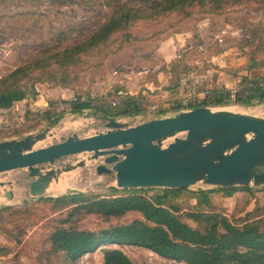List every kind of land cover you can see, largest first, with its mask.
Returning <instances> with one entry per match:
<instances>
[{"label":"rangeland","instance_id":"rangeland-1","mask_svg":"<svg viewBox=\"0 0 264 264\" xmlns=\"http://www.w3.org/2000/svg\"><path fill=\"white\" fill-rule=\"evenodd\" d=\"M162 1L0 0V80L25 64L88 40L123 4L145 10ZM261 1L229 4L224 10L210 12L196 8L187 18L175 13L159 15L154 20L136 24L129 36L115 35L100 52L84 56L79 65L66 68L53 63L47 70H38L32 79L23 83L27 98L8 111L0 110V116L12 122L11 129L0 131V140L22 138L28 132L57 127L58 134L42 143L43 147L75 133L88 136L103 131L105 119L101 113L71 112L68 102L79 99L90 98L95 107L103 105L120 111L129 97H141V114L136 117L149 121L177 114L179 111H170V103L191 96V92L196 93L192 101L197 103L206 98L208 91H228L235 95L247 92L255 78L264 79V2ZM254 32L257 42L252 44ZM260 40L262 45L259 46ZM62 81L65 88L61 86ZM211 108L264 118V103L259 101L247 105L232 100ZM167 110L170 112L162 114ZM46 114L52 119L47 120ZM131 117L118 116L117 119L127 121ZM87 157L64 158L55 166L62 168ZM101 161L65 174L58 183L64 190L45 198L78 193L109 194L116 187V179L114 175H97L96 166ZM71 174L78 185L77 182L70 186L63 184ZM0 181L11 183L0 189V209H10L0 216V263L53 264L57 259L47 255V238L65 213L55 211L50 203L36 202L30 196L32 179L27 170L1 174ZM7 191L12 193V199L6 198ZM200 191H209L211 210L222 213L234 223L246 219L249 213H260L264 217V187L236 188L232 197H227L218 187H190L180 199L186 212L195 208L194 194ZM155 193L150 191L147 195ZM137 217L132 215L123 221ZM185 221L196 227L194 222ZM80 227L99 231L109 224L89 216ZM122 249L134 264H185L161 258L146 248L127 246ZM77 264H103L101 249L78 259Z\"/></svg>","mask_w":264,"mask_h":264},{"label":"trees","instance_id":"trees-1","mask_svg":"<svg viewBox=\"0 0 264 264\" xmlns=\"http://www.w3.org/2000/svg\"><path fill=\"white\" fill-rule=\"evenodd\" d=\"M244 1L254 0H163L161 4H154L145 10L137 9L132 4H123L88 40L48 58L25 64L1 79L0 109L10 110L15 103L27 98L23 83L32 79L38 70H47L53 63L66 68L79 65L84 56L100 52V48L115 35L125 33L129 36L130 30L139 22L174 13L187 18L196 8L203 12L224 10L229 4ZM256 37L254 32L252 44L257 42ZM258 42L259 46L262 45L261 40ZM263 83L262 77L255 78L253 87L247 92L236 94L235 103H264ZM61 86L65 88L64 81ZM118 91L119 88L116 89ZM231 95L228 91H213L198 103L191 100L189 108L222 106L231 101ZM140 98L129 97L120 111L107 109L103 105L95 107L90 98L68 104L73 114L94 111L95 114L101 113L103 118L135 117L141 114ZM171 108L170 111H178L180 106ZM45 118L51 120L52 116L46 114ZM186 190L113 188L107 195L78 193L58 198H40L36 202L50 203L55 211L65 213L48 235L47 255L57 259L53 264H77L78 259L101 249L103 264H134L122 249L131 246L146 248L161 258L185 264H264V217L260 213H249L246 219L234 223L222 213L210 209L212 203L209 191L195 193L197 204L192 211L186 212L180 203ZM222 190L227 197H232L235 189ZM150 191L156 193L148 196ZM8 210L9 207L0 209V216ZM132 215L138 217L123 221ZM89 216L100 218L109 227L99 231L80 227V223ZM185 220L194 222L196 227H191Z\"/></svg>","mask_w":264,"mask_h":264},{"label":"water","instance_id":"water-1","mask_svg":"<svg viewBox=\"0 0 264 264\" xmlns=\"http://www.w3.org/2000/svg\"><path fill=\"white\" fill-rule=\"evenodd\" d=\"M104 119L103 131L48 146L41 144L58 134L55 126L0 141V175L27 170L34 200L47 197L65 174L101 160L97 175H114L118 190L264 187V118L200 107L134 123ZM81 155L88 157L55 166ZM6 186L0 181V189Z\"/></svg>","mask_w":264,"mask_h":264},{"label":"built area","instance_id":"built-area-1","mask_svg":"<svg viewBox=\"0 0 264 264\" xmlns=\"http://www.w3.org/2000/svg\"><path fill=\"white\" fill-rule=\"evenodd\" d=\"M208 93V95L210 94L209 93V91L207 92ZM207 95V96H208ZM196 96V93H194V92H191V96H188V97H186V98H183V99H179V101L177 102H171L170 103V107H179L180 106V109L178 110V111H182V110H188V109H190L189 108V106H190V104H191V100H192V98H194ZM235 98H236V95L235 94H233L232 93V95H231V97H230V102H232V100H234L235 101ZM141 119H140V117H131V119H129L128 120V122L129 123H134V122H136V121H140ZM11 123L12 122H10V119H6L5 117H1L0 116V131H6L8 128H12L11 127ZM16 128H18V127H15L14 129H16Z\"/></svg>","mask_w":264,"mask_h":264},{"label":"bare ground","instance_id":"bare-ground-1","mask_svg":"<svg viewBox=\"0 0 264 264\" xmlns=\"http://www.w3.org/2000/svg\"><path fill=\"white\" fill-rule=\"evenodd\" d=\"M261 111V110H260ZM249 112V111H248ZM262 112V111H261ZM238 113V112H237ZM250 113V112H249ZM252 113H253V111H252ZM255 113H256V110H255ZM254 114V113H253ZM261 115V114H260ZM79 125V124H78ZM77 125L75 124L74 125V127H76ZM18 172V171H17ZM93 172V171H92ZM17 175V174H16ZM72 175H74V174H71V175H68V176H70V178L67 180V181H65L63 184H65L66 186H70V185H73V184H75L76 182V184L78 185V181H76L75 180V178L72 176ZM13 176V175H12ZM72 177V178H71ZM103 178V177H102ZM13 179H14V177H13ZM67 179V178H66ZM13 181V180H12ZM22 186V185H21ZM81 187V186H80ZM69 188V187H68ZM23 189V188H22ZM62 190H64V186H62V185H60V184H58V185H56V186H54V187H52V188H50L49 189V191H48V194H59ZM23 192H24V190H23ZM17 193V192H16ZM4 198V197H3ZM18 199V198H17ZM7 200V199H6ZM8 201V200H7Z\"/></svg>","mask_w":264,"mask_h":264},{"label":"crops","instance_id":"crops-1","mask_svg":"<svg viewBox=\"0 0 264 264\" xmlns=\"http://www.w3.org/2000/svg\"><path fill=\"white\" fill-rule=\"evenodd\" d=\"M19 103H21V102H17V104H19ZM16 104V105H17ZM1 110V109H0ZM38 110V109H37ZM3 111H8V110H3ZM38 112H39V110H38ZM173 112V111H172ZM176 112V111H175ZM167 114V113H166ZM38 132V131H37ZM29 133H33V132H28V133H26L25 135H27V134H29ZM19 137H15V138H12V139H18ZM4 140H7V139H4ZM0 141H3V140H0Z\"/></svg>","mask_w":264,"mask_h":264}]
</instances>
